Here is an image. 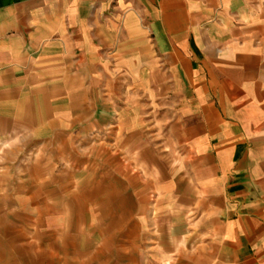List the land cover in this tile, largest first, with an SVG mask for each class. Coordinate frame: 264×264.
I'll list each match as a JSON object with an SVG mask.
<instances>
[{
    "label": "crops",
    "instance_id": "crops-1",
    "mask_svg": "<svg viewBox=\"0 0 264 264\" xmlns=\"http://www.w3.org/2000/svg\"><path fill=\"white\" fill-rule=\"evenodd\" d=\"M0 264H264V0H0Z\"/></svg>",
    "mask_w": 264,
    "mask_h": 264
}]
</instances>
